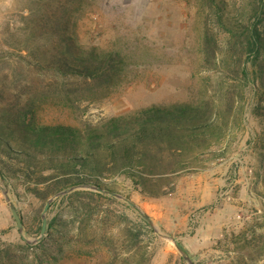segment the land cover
<instances>
[{
  "label": "rangeland",
  "instance_id": "rangeland-1",
  "mask_svg": "<svg viewBox=\"0 0 264 264\" xmlns=\"http://www.w3.org/2000/svg\"><path fill=\"white\" fill-rule=\"evenodd\" d=\"M225 1L230 17L250 13L251 0ZM63 3L0 0L1 131L7 119L25 109L35 113L36 123L84 129L102 118L152 104L203 101L210 111L224 110L229 89L234 108L221 115L220 136L196 166L175 178L171 193L150 197L135 190L125 176L102 178L112 188L108 191L136 206L114 195V201H91L94 207L98 202L92 212L96 216L79 229L78 237V222L71 221L73 208L51 195L46 220L57 217L55 227L66 236L54 231L48 237L46 228V239L38 243L45 202L25 190L33 183L20 170L6 179L0 175V261H4L0 264H72L69 257L77 255L82 259L77 264L125 255L137 260L135 264H189L188 258L192 264H264V120L253 113L254 84L242 87L232 79L239 73L230 71L234 58L227 51L229 34L217 27L213 9L204 0H72L66 8ZM53 13H62L60 30L77 47L119 54L113 77L98 81L35 66L22 43L28 41L36 55L33 59L46 63L49 47L57 41L40 34L38 26L42 16ZM206 26L216 38L214 64L205 62L201 51L199 37ZM26 153L34 160L45 159L30 148ZM24 154L21 157L28 159ZM0 158L22 167L15 158L1 154ZM0 168L7 173L1 162ZM72 189L94 190L87 185ZM8 202L21 219V229ZM132 233L138 234L139 247L131 248Z\"/></svg>",
  "mask_w": 264,
  "mask_h": 264
},
{
  "label": "trees",
  "instance_id": "trees-1",
  "mask_svg": "<svg viewBox=\"0 0 264 264\" xmlns=\"http://www.w3.org/2000/svg\"><path fill=\"white\" fill-rule=\"evenodd\" d=\"M71 1L63 0L61 6L66 8ZM204 1L216 14L217 27L229 34L227 51L229 57L234 58V61L230 58V71L239 73L232 79L238 80L242 87L250 81L254 84L257 101L253 113L264 120V0H251L250 13L237 17H230L225 13L231 10L225 0ZM62 20V13L42 16L40 20V34L47 33L48 38L57 41V44L51 43L50 58L46 63L40 64L38 58L33 59L36 55L28 41L22 43L32 56L31 60L35 61V66L54 70L65 76L98 81L113 77L118 70L119 54L98 51L95 47H77L70 35L60 30ZM50 26L52 30L48 31ZM199 40L204 61L216 63L217 43L214 32L207 26L204 27ZM18 58L23 61L26 55L18 54ZM255 82H258L257 86ZM234 102L233 93L229 89L224 110L214 107L210 111L209 104L203 101L152 104L102 118L84 129L63 123H36L32 110H21L7 119L4 132L0 130V154L15 158V163L24 166V169L13 167V163L0 158L7 172L3 173L0 168V175L6 179L9 173L14 174L20 170L18 172L22 177L33 183L32 186L25 187V190L42 202L57 192L68 190L55 199L56 202L66 200L73 208L71 221L78 222V237L79 229L88 226L96 216L92 212L96 210L98 202L94 207L90 206L91 201L116 200L106 192L112 188L102 178L125 176L135 190L150 197L171 193L175 178L196 166L204 150L220 136L224 123H220L219 118L234 108ZM218 131L220 133L214 139L213 135ZM16 145L19 148H15ZM29 148L38 154H44L45 159H32L26 153ZM24 152L28 159L21 157ZM85 185L106 191L95 188L72 189ZM103 222L101 219V223ZM143 223L148 227L146 222ZM56 224L57 217L46 220V236L50 237L55 231L58 236L65 237L66 233L56 229ZM44 239L45 236L38 243H43ZM130 240L131 248L139 247L138 234L132 233ZM176 245L185 252L179 243ZM69 259L72 264L82 260L78 255L70 256ZM116 259L114 256L100 257L94 260V264H135L137 261L130 255ZM0 263H4L3 259Z\"/></svg>",
  "mask_w": 264,
  "mask_h": 264
},
{
  "label": "water",
  "instance_id": "water-1",
  "mask_svg": "<svg viewBox=\"0 0 264 264\" xmlns=\"http://www.w3.org/2000/svg\"><path fill=\"white\" fill-rule=\"evenodd\" d=\"M87 187H89V188H95V189L98 190V191H106V190L101 189V188H99V187H92V186H90V185H88ZM67 191H68V190H63V191L57 192L56 194H54V196H57V195L63 194V193H65V192H67ZM106 192H108L109 194L114 195V196H116V197H119V198L124 199L125 201H127V202H128L130 205H132V206H136V204H135L134 202H132L130 199H128V198H126V197H124V196H122V195H120V194H118V193H114V192H111V191H106ZM6 200L8 201V198H6ZM50 200H51V199L49 198V199H47V200L45 201L44 206H43V209H42V211H41L40 234H39V236L36 238V240L41 239V238L43 237L44 233H45V229H46V214H45V213H46V210H47V208H48V206H49ZM8 203H9V202H8ZM9 206H10V208H11L12 214H13V216H14V219H15V221H16V223H17L18 228L21 229V228H22V222H21V219H20V217H19V215H18V213H17L15 207H14L12 204H10V203H9ZM142 216H143V218L148 222V224H149L151 227H153V223H152L151 219L149 218V216H148L146 213H142ZM176 247H177V245H176ZM177 248H178V247H177ZM178 249H179V248H178ZM179 250H180V249H179ZM180 251H181V250H180ZM188 263H189V264H192V262L190 261L189 258H188Z\"/></svg>",
  "mask_w": 264,
  "mask_h": 264
}]
</instances>
